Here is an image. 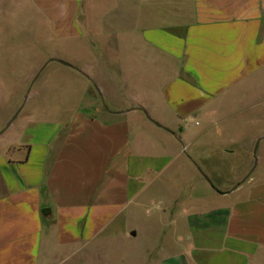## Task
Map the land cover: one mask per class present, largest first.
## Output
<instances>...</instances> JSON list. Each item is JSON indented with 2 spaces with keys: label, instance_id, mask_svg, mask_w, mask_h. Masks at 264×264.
I'll return each mask as SVG.
<instances>
[{
  "label": "crops",
  "instance_id": "crops-1",
  "mask_svg": "<svg viewBox=\"0 0 264 264\" xmlns=\"http://www.w3.org/2000/svg\"><path fill=\"white\" fill-rule=\"evenodd\" d=\"M0 25L48 44L0 117V264L141 233L143 263L264 264V0H0ZM45 69L65 109L25 108Z\"/></svg>",
  "mask_w": 264,
  "mask_h": 264
},
{
  "label": "rangeland",
  "instance_id": "rangeland-1",
  "mask_svg": "<svg viewBox=\"0 0 264 264\" xmlns=\"http://www.w3.org/2000/svg\"><path fill=\"white\" fill-rule=\"evenodd\" d=\"M41 23V26L43 27L44 22ZM83 23L84 26H86V29L97 34V19H90L88 21H83ZM17 26H19V24H17ZM41 26L39 24L38 28ZM29 37H18L15 39V41H13L15 43H11L13 39H9V37L5 35L0 39V79L3 83L2 85L11 93L10 100L6 98L0 102L1 118L9 115L14 103L18 101H24L21 99L23 97L21 82L23 73L27 70L24 65L28 63L23 60L27 57V50L32 51V57L30 58L32 62L37 59L39 64L42 65L48 60L46 57L48 54L46 52V48L48 47L46 37L42 35H39L38 37L33 36L31 37L32 39ZM87 39V42L97 43V39L94 36H88ZM30 40L31 42H29ZM78 40L81 44L82 38ZM79 42H66L62 45L56 44V48L63 49V51L67 54H72L75 56L82 55L84 53L80 50H77V44H79ZM36 48L37 52H35ZM46 77L47 72L45 69L33 84V96L29 95L27 98L25 104L26 109L36 108L44 110L51 108L59 110L68 107L67 100L62 98V91L64 90L67 92L69 90L67 83L64 82L62 78L55 77L52 81V88L48 89L46 87ZM28 84L29 83H27V85ZM258 167L259 168L256 169L257 171H259L261 168L260 162ZM143 217L145 218V216ZM136 218L138 222H142L141 213H139V216ZM104 240L107 241L108 238H102L101 240L100 238L95 239V241L85 244L78 251L71 255L69 261H65L63 264H157L155 258L157 257L158 252L156 249L150 253L148 262L144 260L145 263H143L141 261L145 256H147L144 252H142L144 254H141L142 249L145 248V244L151 245L152 247V240L148 244L147 240L143 239L142 233L136 238L125 242H117L118 240L113 239L107 241L105 244L100 243V241Z\"/></svg>",
  "mask_w": 264,
  "mask_h": 264
},
{
  "label": "water",
  "instance_id": "water-1",
  "mask_svg": "<svg viewBox=\"0 0 264 264\" xmlns=\"http://www.w3.org/2000/svg\"><path fill=\"white\" fill-rule=\"evenodd\" d=\"M49 61H57V62H59V63L65 65V66H70L69 63H67V62H65V61H63V60L57 59V58H50ZM36 77H37V75H35V77L33 78V80H35ZM146 116H147L148 119L151 120V118H150L148 115H146ZM14 117H15V115H13V116H12V117H11L6 123H5V126H4V128H3L1 131L5 130V129L9 126L10 122L13 120ZM152 121H153V120H152ZM153 123H154L155 125H157V126H161L159 123H157V122H155V121H153ZM256 149H257V144H255L253 151L255 152ZM255 165H256V158H254L253 165H252L251 169L246 173V175L244 176L243 179H241L236 185H234V188L237 187L241 182H243V180H244L245 178L248 177V175L251 173V171L255 168ZM203 177H204V179L207 181V183L212 187V189H214L215 191H217V188L214 187V186L212 185L211 181H210L205 175H203Z\"/></svg>",
  "mask_w": 264,
  "mask_h": 264
}]
</instances>
